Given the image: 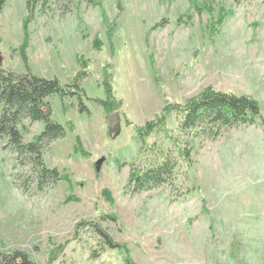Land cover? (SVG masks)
Wrapping results in <instances>:
<instances>
[{
  "label": "rangeland",
  "instance_id": "1",
  "mask_svg": "<svg viewBox=\"0 0 264 264\" xmlns=\"http://www.w3.org/2000/svg\"><path fill=\"white\" fill-rule=\"evenodd\" d=\"M25 2L0 13V67L61 83L84 72L89 113L48 98L65 136L43 153L61 177L43 189L0 140V260L17 250L38 264H264V0H51L27 24L26 62ZM211 90L253 99L260 117L214 140L177 132L163 108ZM163 113L140 152L136 128ZM24 124V142L43 128ZM161 153L177 162L173 178L130 193L131 164Z\"/></svg>",
  "mask_w": 264,
  "mask_h": 264
},
{
  "label": "trees",
  "instance_id": "2",
  "mask_svg": "<svg viewBox=\"0 0 264 264\" xmlns=\"http://www.w3.org/2000/svg\"><path fill=\"white\" fill-rule=\"evenodd\" d=\"M7 0H0V13ZM61 1V0H58ZM65 5L76 0H62ZM90 3L93 0H77ZM239 1V0H237ZM51 0H26L27 16L23 21L24 40L21 54L26 62L24 49L27 45V24L34 13H43ZM67 2V3H66ZM84 72L75 75L69 82L61 83L56 78H43L33 75L27 66L26 73L17 74L8 68L0 67V140L6 139V145L16 154L20 164H30L37 179V187L43 189L49 184L56 183L61 177L55 168H48L43 162V153L49 144L65 136V127L51 119L49 97L57 96L61 101L75 99L79 113H89L85 100L86 93L82 89L80 79ZM111 98L99 101L101 106L108 109ZM174 110L177 117V132L191 135L199 139H216L223 129L239 125H250L260 117L258 104L245 95H234L227 92L211 90L200 96L186 101L185 105H167L164 113ZM159 115L158 123H146L142 129L136 128V137L141 142L140 152L145 149L146 136L156 127H161L165 114ZM41 122L42 130L32 141L24 142L23 134L28 131L24 124ZM165 134V132H163ZM76 140L79 142V138ZM151 149L150 146H146ZM184 157L188 156L186 144L183 148ZM77 151H79L76 148ZM163 152V150H159ZM177 162L170 155L161 153L155 159L140 166L131 164L126 187L130 193H138L167 183L174 176ZM96 235L109 248L117 245L97 226H93ZM0 264H38L29 259L22 251H12L0 260Z\"/></svg>",
  "mask_w": 264,
  "mask_h": 264
},
{
  "label": "water",
  "instance_id": "3",
  "mask_svg": "<svg viewBox=\"0 0 264 264\" xmlns=\"http://www.w3.org/2000/svg\"><path fill=\"white\" fill-rule=\"evenodd\" d=\"M1 60H2V57L0 56V63H1ZM98 164H99V163H96V165H95V166L97 167V166H98Z\"/></svg>",
  "mask_w": 264,
  "mask_h": 264
}]
</instances>
